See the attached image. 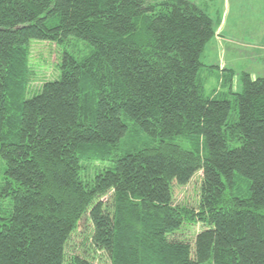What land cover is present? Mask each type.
I'll use <instances>...</instances> for the list:
<instances>
[{
  "label": "trees",
  "instance_id": "16d2710c",
  "mask_svg": "<svg viewBox=\"0 0 264 264\" xmlns=\"http://www.w3.org/2000/svg\"><path fill=\"white\" fill-rule=\"evenodd\" d=\"M214 35L191 0H0V264H94L66 253L84 217L110 264H264V76L211 65L206 94ZM35 40L61 49L38 86Z\"/></svg>",
  "mask_w": 264,
  "mask_h": 264
},
{
  "label": "rangeland",
  "instance_id": "374dc122",
  "mask_svg": "<svg viewBox=\"0 0 264 264\" xmlns=\"http://www.w3.org/2000/svg\"><path fill=\"white\" fill-rule=\"evenodd\" d=\"M204 10L212 19L218 36L206 42L200 61L205 65L202 70L204 91L210 95L223 88L221 70L211 65L224 66L232 71L231 89L241 92L242 75L248 73L251 78L264 76V0H191ZM91 46L84 40L71 38L66 49L74 56L86 54ZM61 50L60 47L58 49ZM56 46L49 41L35 40L31 42V61L37 71L34 85H40L46 79L56 76L54 64L58 52ZM223 68V67H222ZM4 162L0 159V178L3 176ZM201 171L184 186L174 185L176 203L194 204L199 190ZM201 225H192L182 230L177 236L189 240ZM92 232V223L82 218L76 230L70 236L66 253L78 254L90 259L94 264H110L107 253L96 250L88 238Z\"/></svg>",
  "mask_w": 264,
  "mask_h": 264
},
{
  "label": "crops",
  "instance_id": "0c3cea01",
  "mask_svg": "<svg viewBox=\"0 0 264 264\" xmlns=\"http://www.w3.org/2000/svg\"><path fill=\"white\" fill-rule=\"evenodd\" d=\"M220 27H221V26H220ZM220 27L218 26V28H220ZM218 28H217V29H218ZM217 29H216V31H217ZM217 34H218V33L216 32V35H217ZM219 67H220V68H222V67H223V68H227V67H226V64H224V66L222 65V66H219Z\"/></svg>",
  "mask_w": 264,
  "mask_h": 264
}]
</instances>
